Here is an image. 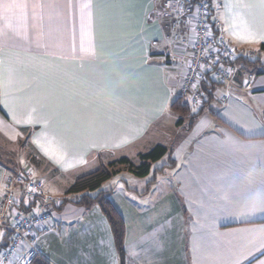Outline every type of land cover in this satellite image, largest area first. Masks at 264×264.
Wrapping results in <instances>:
<instances>
[{"label": "crops", "instance_id": "obj_1", "mask_svg": "<svg viewBox=\"0 0 264 264\" xmlns=\"http://www.w3.org/2000/svg\"><path fill=\"white\" fill-rule=\"evenodd\" d=\"M222 3L212 23L232 59L262 53L260 0ZM163 10V0H0V131L28 144L57 181L169 150L172 166L153 184L126 187L120 207L109 199L125 226L124 264H264V210L251 208L264 199V67H245L249 93L215 86L192 127L178 129L169 106L187 97L193 37L185 17ZM155 132L162 140L145 144ZM26 162L11 168L32 175L39 166ZM52 200L36 264H119L98 205Z\"/></svg>", "mask_w": 264, "mask_h": 264}, {"label": "built area", "instance_id": "obj_2", "mask_svg": "<svg viewBox=\"0 0 264 264\" xmlns=\"http://www.w3.org/2000/svg\"><path fill=\"white\" fill-rule=\"evenodd\" d=\"M194 8L176 0H163V17L171 12L175 18L185 17L186 25L192 33V53L180 81V91L197 105L200 95L196 90L199 82L209 74L213 80L228 89H238L249 93L252 90L251 75L242 74V83H235L236 69L228 63L233 48L220 35L213 33L207 22L208 4L206 0H195ZM176 23L171 31L176 33ZM43 183L35 180L29 172L8 176L4 191L0 195V262L2 264H33L41 257L35 242L39 234L51 229L52 215L46 210L52 200L43 191ZM19 190L25 200H37V205L26 212L23 203L13 194ZM25 207L28 205L25 203Z\"/></svg>", "mask_w": 264, "mask_h": 264}, {"label": "trees", "instance_id": "obj_3", "mask_svg": "<svg viewBox=\"0 0 264 264\" xmlns=\"http://www.w3.org/2000/svg\"><path fill=\"white\" fill-rule=\"evenodd\" d=\"M183 2L186 6H189L190 8H194L196 5L195 0H176ZM208 4V16H207V22L210 25V28L213 33H218L216 28H214V25L212 23L211 18V0H206ZM170 16H173L175 18V13L171 12ZM165 18V17H164ZM173 24V23H172ZM171 24V25H172ZM169 32L171 31V26L168 25ZM221 35V34H220ZM223 37V35H221ZM224 38V37H223ZM225 39V38H224ZM227 41V40H226ZM259 51L264 52V43L260 45ZM260 53V52H258ZM258 53L255 55L257 56ZM234 53L232 54L230 60H228V63L235 67L236 69V79L235 83L240 85L242 83V74H248L251 75L248 70L246 69L251 68V66L255 65V62L258 61L261 63L260 59H256L255 61L249 60V57H244L243 55H240L238 60H233ZM246 56V55H245ZM242 65V69L240 70L237 66ZM237 66H236V65ZM261 65L264 67V63H261ZM246 67V68H245ZM247 70V71H246ZM264 71V68H263ZM218 86H222L226 90L228 88L225 87L224 84L220 83L217 80H213L211 76L208 74L204 80L199 82L196 86V90L200 95V100L197 105L194 106L197 112L193 113L191 110V105L188 102H184L182 97L177 98L174 100L170 106L169 110L173 113L177 114L179 116L176 127L178 129H190L198 117L199 114L205 109V106L211 101L213 98V88ZM231 89V88H230ZM183 121H186V126L184 125ZM169 155V150L161 145L154 146L152 149H150L148 152L139 154L137 156L138 158V165H135L131 159L127 157H121L116 160L110 161L107 164H100L99 167L83 176H80L76 178L73 183L65 190L64 196L65 198L60 200V205H64L67 203H72L74 205L81 206L83 208H89L94 205H98L107 219L111 232L113 235V240L116 246V252L119 258V264H124V251H123V240L125 235V226L123 219L120 215V213L117 211V209L113 206L111 201L108 198V194L110 191H104L101 190V186L111 178H119V175L123 171H127L129 174L133 175L137 178H144L148 176L151 172V164L155 163L159 160H161L163 157ZM32 157V158H31ZM36 158L34 154H29V166L31 164L35 165ZM172 162L169 161V164L164 166L163 168H158L154 171V174L157 172L163 171L165 167H171ZM21 173V171H19ZM153 183L152 181L150 184ZM149 184V185H150ZM148 185V186H149ZM17 199L23 203L22 210L29 212L34 208V206L37 205V200H25L20 193V191L17 189L13 193ZM27 204L28 207H25L24 204ZM49 203L54 204V200H51ZM33 207V208H32ZM59 209V208H57ZM39 259V258H38ZM37 259V260H38ZM37 260L33 263L36 264ZM38 264H45L44 262H39Z\"/></svg>", "mask_w": 264, "mask_h": 264}, {"label": "rangeland", "instance_id": "obj_4", "mask_svg": "<svg viewBox=\"0 0 264 264\" xmlns=\"http://www.w3.org/2000/svg\"><path fill=\"white\" fill-rule=\"evenodd\" d=\"M211 9L212 10H211V18L210 19L212 21H216L217 16L223 15V12H224L222 0H211ZM255 54H253L252 51L250 50V51L246 52V56H244V57H246V58L249 57V60H251V61L252 60L255 61L256 59H260L261 63H264V52L258 53L257 56ZM236 56H237V54H236ZM249 70H251V69H249ZM255 76H258V75L255 74ZM186 100H188L187 97L184 99V101H186ZM191 110L195 111L196 108H194V106H191ZM174 115L177 116L176 114H174ZM174 119H175V117H174ZM185 123H186V121H185ZM173 130H175L174 127H173ZM3 131H5V130L3 129L2 131H0V182L1 183H4L6 181L7 176H11L12 174L19 173V170L11 168L12 163L13 164L17 163L19 165V164L29 160V154H34L33 150L31 149V147L28 144H26V143L22 144V142L20 140H14L13 137H11L12 138L11 139L10 136H6L5 132H3ZM153 139H158V141L160 142L162 140V135L159 136V133L155 132V134L150 135L147 138V140L145 141V144L149 143ZM161 143H164V142H161ZM34 156L36 158L35 163L39 166L35 170L31 169V173H32L34 179L43 183L42 185H43L44 193H46L50 198L55 199V202H59L60 200L65 198L64 197V191L69 187L70 181L73 182L75 178L74 179L65 178L64 180L59 179L57 181V178L51 176V174L48 173L49 169H47L46 165L35 154H34ZM117 157L120 158V156H117ZM113 159H115V158H113ZM130 159L132 160V162L135 165H138L139 162H138V158L136 156L134 158H130ZM168 159L169 158L167 155V156L163 157L161 160H159L155 163H152L150 174L144 178H137V177H134L133 175L129 174L127 171H123L121 173V175H119V178H117L119 180H115L114 178H112L111 180L106 181L102 185L101 190H106V191L111 190L113 195H112V197H108V198L109 199L113 198V201L116 203L117 207H120L121 192H124L126 187H129L131 189H136V188L137 189H144L150 184L151 181L154 183V181H153L154 171L156 169L161 168L164 165L168 164ZM22 166H23V164L20 165V167H22ZM31 167L33 168L34 165L31 164ZM90 171H92V170H90ZM157 178H160L159 174H157ZM153 183H151V184H153ZM1 190H2V192L4 191V185H2ZM50 208H51V206H49V212L52 213V211H50ZM56 227L58 228V230L60 229V231H59L60 233H62V231L67 230V225H60L58 223V225L56 224ZM56 227H55V229H56ZM1 232L2 231L0 230V233Z\"/></svg>", "mask_w": 264, "mask_h": 264}, {"label": "snow or ice", "instance_id": "obj_5", "mask_svg": "<svg viewBox=\"0 0 264 264\" xmlns=\"http://www.w3.org/2000/svg\"><path fill=\"white\" fill-rule=\"evenodd\" d=\"M260 5L261 7H264V0H260ZM261 39H264V37H261ZM257 207H259L261 210H264V199L253 201L251 205L252 211H255Z\"/></svg>", "mask_w": 264, "mask_h": 264}]
</instances>
